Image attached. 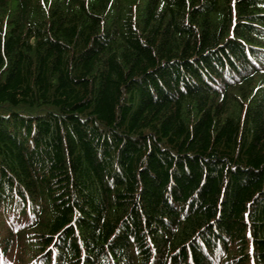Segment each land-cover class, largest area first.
Segmentation results:
<instances>
[{"label":"trees","instance_id":"1","mask_svg":"<svg viewBox=\"0 0 264 264\" xmlns=\"http://www.w3.org/2000/svg\"><path fill=\"white\" fill-rule=\"evenodd\" d=\"M51 262L264 264V0H0V264Z\"/></svg>","mask_w":264,"mask_h":264},{"label":"bare ground","instance_id":"2","mask_svg":"<svg viewBox=\"0 0 264 264\" xmlns=\"http://www.w3.org/2000/svg\"><path fill=\"white\" fill-rule=\"evenodd\" d=\"M183 123V122H182ZM112 152V151H111ZM119 152V151H118ZM114 153V152H113ZM117 157V156H116ZM226 238V237H225ZM251 258V257H250Z\"/></svg>","mask_w":264,"mask_h":264}]
</instances>
